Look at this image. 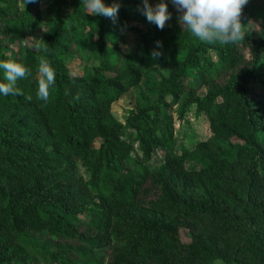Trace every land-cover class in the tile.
Instances as JSON below:
<instances>
[{
	"label": "trees",
	"instance_id": "trees-1",
	"mask_svg": "<svg viewBox=\"0 0 264 264\" xmlns=\"http://www.w3.org/2000/svg\"><path fill=\"white\" fill-rule=\"evenodd\" d=\"M103 2L120 4L117 44L84 0L73 14L65 0H0V61L31 70L23 95L0 96V264H264V0L228 45L182 30L170 0L163 30L128 18L135 0ZM42 61L56 73L47 101ZM133 89L122 125L112 105ZM187 94L179 119L194 107L213 136L192 152L172 116Z\"/></svg>",
	"mask_w": 264,
	"mask_h": 264
},
{
	"label": "clouds",
	"instance_id": "clouds-1",
	"mask_svg": "<svg viewBox=\"0 0 264 264\" xmlns=\"http://www.w3.org/2000/svg\"><path fill=\"white\" fill-rule=\"evenodd\" d=\"M27 2L29 0H26ZM248 2L249 0H170L177 11L182 13L180 23L185 31L190 32L201 42L209 44L218 42L222 45L232 44L244 38L240 17L243 7ZM84 3L89 15L106 17L113 22L118 18L119 3L110 6H106L103 0H84ZM142 4V14L147 21L163 30L166 22L171 19L168 3L160 0L153 6L149 4V0H142ZM0 71L4 74V81H0V96L23 95L17 87V82L30 76L31 70L21 63L0 61ZM39 73L42 78L38 81L37 95L40 100L47 101L49 89L55 85L56 73L46 61L41 62Z\"/></svg>",
	"mask_w": 264,
	"mask_h": 264
},
{
	"label": "rangeland",
	"instance_id": "rangeland-1",
	"mask_svg": "<svg viewBox=\"0 0 264 264\" xmlns=\"http://www.w3.org/2000/svg\"><path fill=\"white\" fill-rule=\"evenodd\" d=\"M257 1H260V0H249V2L247 3V5L251 9H253L254 12L256 11L255 15L259 13V11L257 10V6H256L259 3ZM65 2H66V5L68 6V9L71 10L69 14H73L72 0H65ZM135 2H136L135 6H132L129 3L124 4V9H125L126 14L128 15V18L132 21H140L142 18V20L144 19L145 24L147 26L148 25L151 26L152 23H149L146 17L142 14V9H143L142 0H135ZM149 4L154 6L155 0H149ZM84 5L82 6V13L89 17L93 16V15L88 14V10L86 9ZM105 5L110 6L112 4L107 2ZM40 9L41 11L45 12V5H41ZM75 15L77 16L76 13ZM258 17L259 16L249 20L247 24V27L249 29L253 31H259L261 22H260V19H258ZM42 18H44V16H42ZM81 19H82L81 22H84L83 21L84 19L82 17ZM120 19H121V15L119 14V12H118V18L115 22H113L109 18H106V25H107V28L110 34V40L112 43H115V44L118 43V40L121 37ZM177 23H178V26L182 30H184L182 24L180 23V18L177 20ZM65 25L66 26L75 25L78 27V31H81L80 27L75 22H73L72 19H70V17H68L65 20ZM85 31H88L87 27L85 28ZM119 46H120V49H124L126 47V44L124 45V44L119 43ZM127 46H128V43H127ZM71 69L73 70L74 75L81 74L80 70L77 68H74V66H71ZM258 73H259V76L264 77V68L259 69ZM191 82L196 86L195 93L198 96H203L207 92L208 87L202 84L201 82H199L197 76H194L193 78H191ZM258 89H259V85H257V90ZM138 94H139V90L133 89L131 92L125 94L121 99H119L112 105L111 113L117 122L121 123L122 125L125 124L128 113L130 112L134 104V101L137 100ZM189 96L190 94L185 95L181 99L179 104L173 108L172 116L174 117V121H175L174 122V133H175V137L177 141L180 144H182L188 151L192 152L194 151V148L197 143L211 140L213 136L210 133V129L205 120V117L196 115L194 107L188 108L186 113L183 115V119L182 120L179 119V114L181 111L182 104L184 100L188 98ZM162 159H163L162 152L160 151L155 152V154L153 155V162L150 164V167L155 168L158 165L162 164L163 162ZM185 168L187 170H190L192 168L199 169L200 166L198 165L196 161L189 159L185 163ZM181 238L183 239V241H186V242L190 240L188 237V233L184 231V229H182L181 231ZM215 264H223V263L216 262Z\"/></svg>",
	"mask_w": 264,
	"mask_h": 264
}]
</instances>
